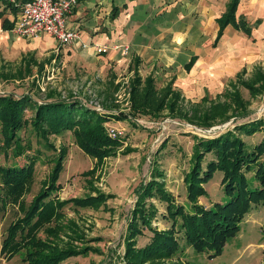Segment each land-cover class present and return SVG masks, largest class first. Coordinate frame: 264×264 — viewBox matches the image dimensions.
<instances>
[{
	"label": "trees",
	"instance_id": "obj_1",
	"mask_svg": "<svg viewBox=\"0 0 264 264\" xmlns=\"http://www.w3.org/2000/svg\"><path fill=\"white\" fill-rule=\"evenodd\" d=\"M0 3L5 5L0 17L4 11L9 10L12 13L18 10L15 1L0 0ZM238 3L239 0H229L225 13L217 18L219 29L215 43L228 24L250 35L251 25L244 18H235ZM11 26L12 22L8 19H4L1 24L3 30L10 29ZM192 62L191 60L186 65L187 69ZM138 64V59H134V74L129 78L128 85L129 113L126 114L95 111L75 98H53L54 92L48 94V99L40 103L33 100L29 94L20 97L12 94L0 95V153L4 157L9 153L13 158L23 155L28 161L22 168L16 162L11 165L0 164V206L6 208L17 203L21 213V216L16 217L7 227L6 236L2 241L0 253L7 259L21 253V260L26 264H65L63 261L72 256L86 255L91 251L99 252L97 248L85 244L81 247H61L59 242L54 241L61 225L46 226L62 217L61 209L64 206L71 204L77 208H98L106 204L105 201L111 197L91 186L94 195L69 200H59L57 196L51 198L52 193L59 190L56 182L67 150L61 147L56 151L49 141V136H61L70 131L74 145L98 164L102 163L103 158L115 153L123 143L124 134L111 135L105 124L124 122L129 115L135 118L140 115L155 118L166 110L169 114H180L189 124L210 129L214 124L224 123L231 117L240 120L250 115L247 111L249 101L242 97L241 87L250 95L264 92V69L260 67L254 72L251 80L244 79V71L237 75L235 82L231 83V90L227 89L226 95L224 94V101H213L208 107H201V110L196 109L198 105L193 109L191 107L183 110L180 105V92L172 84L173 78L165 87L158 89L153 74L143 78L137 71ZM113 86L114 89L118 88L115 84ZM205 97L203 102L207 101ZM29 109L32 114L26 117L25 113ZM25 127L30 128L37 141L41 140L44 146L57 152L52 158L55 164L48 174V181L27 206L21 198L33 182L32 175L38 157L36 153L24 155L33 149L31 139H24L18 134V131ZM257 132L264 134V116L240 123L235 120L233 128L228 127L214 137L194 136L191 164L183 178L187 207L174 201L164 182L158 179L163 174L153 168L150 179L142 181L134 189L135 203L129 211L127 232L123 241L124 251L120 256L123 264H162V261L172 260L174 256L183 253V244L191 246L198 253L208 251L213 253L209 256L217 255L225 242L239 231V223L251 206L264 204V135L256 144H250L242 138L243 135L252 136ZM206 154H211L214 158L206 161L203 166ZM95 167L84 171L83 174L93 176ZM216 171L222 173L220 184L227 200L216 202L207 208L200 204L198 199L207 196L204 184L213 178ZM250 172L252 175L248 176L247 173ZM152 200L164 204L165 213L160 215L170 222V226L165 230H157L151 225L158 217V208ZM71 224L77 228L74 222ZM262 226L264 227V223ZM144 229L150 230L152 235L143 247H138L137 238L144 234ZM40 230L46 233V239L38 236L37 232ZM72 232L78 237L75 230ZM181 241L183 244H180ZM262 253L264 256V249ZM261 264H264V257Z\"/></svg>",
	"mask_w": 264,
	"mask_h": 264
},
{
	"label": "rangeland",
	"instance_id": "obj_2",
	"mask_svg": "<svg viewBox=\"0 0 264 264\" xmlns=\"http://www.w3.org/2000/svg\"><path fill=\"white\" fill-rule=\"evenodd\" d=\"M9 14L7 11L4 16L9 18ZM0 22L2 23V19ZM0 35H2L0 36V95L12 94L20 97L29 94L33 100L40 103L48 99V94L54 92L53 98L62 100L75 98L86 104L94 100L91 103L98 107L97 111L103 110L105 113L112 112L113 114L129 113L130 104L125 105L123 100L117 99L118 88L114 89L113 85L117 84L118 77L123 78V81L127 80L129 85V78L134 74L133 60L116 69L114 65L105 70L101 68L102 71L98 70L100 75L97 76L95 73L86 72L85 68V70L82 67L73 68L70 65L72 63L68 65L64 58L59 57V54L51 58L46 49L40 46L35 47L37 39H16L17 37L13 36L9 29L3 30L1 26ZM258 62L245 67L246 71L243 72L245 80H251L258 68L264 69V58ZM144 67L148 68L149 65L139 64V67H136L142 77L146 75V71L141 70ZM151 70L158 89L165 87L173 78L172 84L180 92V105L183 110L191 107L193 109L197 105L196 109L201 110V107H208L213 101H224L226 98L224 94L227 89L231 90V83L237 79L235 75L227 78L219 77L220 79L215 81L205 78L198 84L194 82L195 86H185L179 89L175 84L176 75L173 72L163 71L160 66H155ZM240 91L242 97L249 101L247 111L250 115L240 120L231 117L224 123L214 124L210 129L189 124L180 117V114H169L166 110L155 118L145 115L135 118L129 115L126 119L128 123L124 121L105 124L110 130L124 134L122 135L123 143L115 150V153L103 158L102 163L98 164L95 159L88 157L77 145H74V138L70 131L61 136H49V141L56 151L61 147L67 150L56 182L59 190L52 193L51 198L57 196L59 200H69L94 195L95 192L92 191L91 186L111 195L105 201L106 204L98 208H77L71 204L64 206L61 209L62 217L55 223L46 225L49 227H54L56 224L61 225L57 230V238L54 240L59 242L61 247L69 245L81 247L85 244L99 250V252L91 251L86 255L72 256L63 262L65 264H123L120 256L124 251L123 241L127 232L129 211L135 203L134 189L142 181L150 179L153 168L163 174L158 179L164 182L167 191L173 195L174 201L187 207L186 186H184L183 178L191 164L194 136L214 137L228 127L233 128L235 120L240 123L264 116V92L250 95L242 87ZM94 92L95 96H92ZM203 97L207 99L206 102L202 101ZM31 114L32 111L29 109L25 116L29 117ZM29 129L25 127L18 131L22 138L31 139L33 149L24 155L36 153L38 157L32 175L33 182L21 198L25 206L48 181V174L55 164L52 158L57 153L44 146L41 140L37 141ZM263 135L262 132H257L252 136L243 135L242 138L250 144H256ZM213 158L211 154H206L203 166L206 161ZM26 159L27 157L23 155L13 158L9 156V153L6 157L0 153V164L2 165H11L16 162L22 168L28 162ZM94 167L96 170L93 176L83 174L84 171ZM247 175L251 176L252 172ZM221 177L222 173L216 171L213 178L204 184L207 196H201L198 199L200 204L209 208L216 202L222 203L227 200L220 184ZM152 201L158 208V217L152 221L151 225L157 230H165L170 226V222L160 215L165 213L164 204L156 200ZM19 216L21 213L17 203L12 206L8 205L6 208L0 206V248L6 236L7 227ZM72 222L77 228L72 227ZM263 223L264 204L252 205L239 223V231L225 242L217 255L209 256L212 252L208 251L198 253L181 241L180 244H183L185 251L174 256L172 260L162 261V264H261L264 257L262 253L264 249ZM72 230L77 232L78 237ZM143 231L144 234L137 238L138 247H143L152 235L148 229ZM37 234L41 239L47 237L43 230ZM21 259V253L9 259L0 253V264H26Z\"/></svg>",
	"mask_w": 264,
	"mask_h": 264
},
{
	"label": "crops",
	"instance_id": "obj_3",
	"mask_svg": "<svg viewBox=\"0 0 264 264\" xmlns=\"http://www.w3.org/2000/svg\"><path fill=\"white\" fill-rule=\"evenodd\" d=\"M9 1L17 2V6L23 2ZM228 1L78 0L67 25L78 31L79 39L58 46L48 35H41L35 47L46 49L51 58L59 54L73 68L82 67L97 76L98 70L111 65L116 69L138 59L139 64L149 65V69H141L146 71L145 76L153 74L151 69L155 66L173 72L179 89L195 86L205 78L215 81L230 75L236 77L246 71L247 65L264 58V0H239L235 18H244L251 25L250 35L228 24L215 43L219 29L216 20L225 13ZM4 6L0 3V12ZM7 11L9 18L4 16ZM7 11L0 17L2 22H12L17 12ZM95 45H104L107 50L98 53L94 51ZM124 45H128L126 54L119 47ZM116 85L119 89L128 81L118 77Z\"/></svg>",
	"mask_w": 264,
	"mask_h": 264
},
{
	"label": "built area",
	"instance_id": "obj_4",
	"mask_svg": "<svg viewBox=\"0 0 264 264\" xmlns=\"http://www.w3.org/2000/svg\"><path fill=\"white\" fill-rule=\"evenodd\" d=\"M77 4L78 0H25L18 6L9 30L15 37L21 39L31 40L37 39L41 35H48L55 40L58 46L70 45L79 39L78 31L70 29L67 25V20ZM83 47H86V45L83 44ZM119 47H121L123 54L127 53L128 45ZM94 49V51L100 53L105 52L107 47L95 45ZM92 96H95V92ZM116 97L118 100H123L125 105L129 104V86L121 85L116 92ZM93 101H88L89 104L84 101L82 103L95 111L99 110L98 107L92 104ZM95 102L98 103V101ZM100 112L104 111L100 110ZM108 130L111 135L123 134L113 129L108 128Z\"/></svg>",
	"mask_w": 264,
	"mask_h": 264
}]
</instances>
